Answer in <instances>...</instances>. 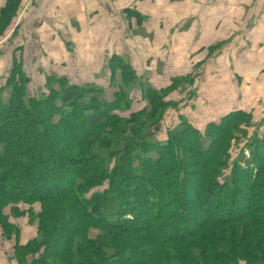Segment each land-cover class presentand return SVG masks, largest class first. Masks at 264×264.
<instances>
[{
    "label": "trees",
    "instance_id": "trees-1",
    "mask_svg": "<svg viewBox=\"0 0 264 264\" xmlns=\"http://www.w3.org/2000/svg\"><path fill=\"white\" fill-rule=\"evenodd\" d=\"M19 5L6 0L0 36ZM111 70L116 91L49 76L29 96V79L13 66L0 91V232L15 239L10 258L264 264V135L241 137L250 112H228L203 128L183 119L159 142L163 115L175 106L165 101L170 89L146 87L135 109L123 86L138 84L133 71L118 58ZM239 138L249 155L233 159ZM24 217L35 222L25 244L17 224Z\"/></svg>",
    "mask_w": 264,
    "mask_h": 264
},
{
    "label": "crops",
    "instance_id": "crops-1",
    "mask_svg": "<svg viewBox=\"0 0 264 264\" xmlns=\"http://www.w3.org/2000/svg\"><path fill=\"white\" fill-rule=\"evenodd\" d=\"M115 58L138 85L170 89L164 129L183 119L203 128L234 110L264 116V0H20L0 36V91L16 65L29 96L49 76L108 91ZM17 224L25 244L35 223ZM14 244L0 232V264H16Z\"/></svg>",
    "mask_w": 264,
    "mask_h": 264
},
{
    "label": "rangeland",
    "instance_id": "rangeland-1",
    "mask_svg": "<svg viewBox=\"0 0 264 264\" xmlns=\"http://www.w3.org/2000/svg\"><path fill=\"white\" fill-rule=\"evenodd\" d=\"M118 84V83H117ZM124 87H125V89L127 90V89H130V90H132L131 91V98H132V101L134 102V106H136V105H140V103H139V99H140V97H141V95H142V90L143 89H145L146 88V86L145 85H138V84H135V87L133 86V85H131L130 83L128 84V85H123ZM123 86L121 85V86H119V88L121 89V90H123ZM116 88H114L113 87V89H111V91H114ZM116 91V90H115ZM134 91V92H133ZM39 91H37L36 93H38ZM36 93L34 94V95H36ZM33 95V96H34ZM106 100L107 101H110L111 99H112V97H111V94L109 93V94H107L106 95ZM231 112V111H230ZM194 124H196V123H194ZM250 124L252 125V126H250V128L248 129V131L246 130V135L245 136H241L242 138H244L245 137V139H246V142L247 141H249V140H251V139H253V138H257V139H260L263 135H264V116H261L259 119L257 118V120H254L253 118L251 119V122H250ZM194 127V126H193ZM162 128V127H161ZM197 128H200V127H197ZM163 130H162V132L161 133H159L158 135H157V138H158V141L160 142L161 140H163L164 138H165V131H166V129H164V128H162ZM80 134V133H79ZM78 133H77V135H79ZM242 138H239V140H240V142L241 143H239V145H238V143L237 142H235V141H233V142H231L232 143V145H234V146H237L238 147V149L237 150H233V148L231 149V157L233 158V159H235V158H238L242 153H243V155H245L246 157H248V155H249V148H247V146L245 147V141H242ZM61 139H63V137L61 138ZM60 141H62V140H60ZM63 187V186H62ZM183 198V197H182ZM184 198H186V196L184 195ZM184 198L182 199L183 201H185L184 200ZM35 208H37L36 206H34ZM26 217H24L23 219L24 220H26L27 221V223H28V225H29V222H28V220H27V218L25 219ZM23 223H25V222H23ZM23 223L21 224V228H23L24 226H23ZM35 222H33V223H30V224H34ZM176 232V231H175ZM176 234H177V232H176Z\"/></svg>",
    "mask_w": 264,
    "mask_h": 264
},
{
    "label": "water",
    "instance_id": "water-1",
    "mask_svg": "<svg viewBox=\"0 0 264 264\" xmlns=\"http://www.w3.org/2000/svg\"><path fill=\"white\" fill-rule=\"evenodd\" d=\"M158 130L157 129H155V132H157Z\"/></svg>",
    "mask_w": 264,
    "mask_h": 264
}]
</instances>
